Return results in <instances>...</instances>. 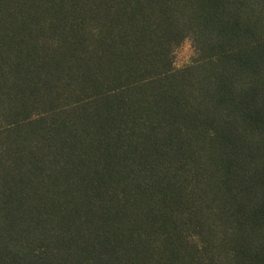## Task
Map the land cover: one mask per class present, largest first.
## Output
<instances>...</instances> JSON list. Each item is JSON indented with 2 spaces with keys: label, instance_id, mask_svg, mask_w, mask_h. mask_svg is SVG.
Returning a JSON list of instances; mask_svg holds the SVG:
<instances>
[{
  "label": "trees",
  "instance_id": "trees-1",
  "mask_svg": "<svg viewBox=\"0 0 264 264\" xmlns=\"http://www.w3.org/2000/svg\"><path fill=\"white\" fill-rule=\"evenodd\" d=\"M0 264H264V0H0Z\"/></svg>",
  "mask_w": 264,
  "mask_h": 264
},
{
  "label": "rangeland",
  "instance_id": "rangeland-1",
  "mask_svg": "<svg viewBox=\"0 0 264 264\" xmlns=\"http://www.w3.org/2000/svg\"><path fill=\"white\" fill-rule=\"evenodd\" d=\"M194 49L190 39H186L177 49L174 55L175 66L182 67L188 64L193 55Z\"/></svg>",
  "mask_w": 264,
  "mask_h": 264
}]
</instances>
